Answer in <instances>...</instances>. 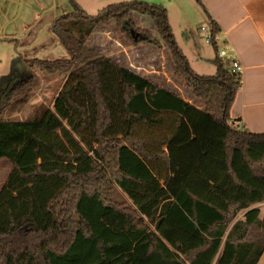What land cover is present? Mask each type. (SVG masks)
<instances>
[{
    "label": "trees",
    "instance_id": "obj_1",
    "mask_svg": "<svg viewBox=\"0 0 264 264\" xmlns=\"http://www.w3.org/2000/svg\"><path fill=\"white\" fill-rule=\"evenodd\" d=\"M70 1L74 12L52 25L70 58L33 60L68 71L52 108L0 119V157L11 165L0 186V264H258L264 133L228 122L241 75L215 43V73H195L160 5L121 1L89 15ZM133 13L151 19L201 108L86 45L109 20L133 27ZM138 40L160 45L148 32ZM32 79L21 62L1 77L0 114ZM110 180L131 207L110 201Z\"/></svg>",
    "mask_w": 264,
    "mask_h": 264
},
{
    "label": "rangeland",
    "instance_id": "obj_2",
    "mask_svg": "<svg viewBox=\"0 0 264 264\" xmlns=\"http://www.w3.org/2000/svg\"><path fill=\"white\" fill-rule=\"evenodd\" d=\"M89 15L97 14L111 3L121 1H143L160 5L165 9L167 24L173 40L186 57L188 65L197 74L212 75L216 71L214 45L205 41L200 26L205 25L203 12L192 0H73ZM74 6L70 0H0V79L12 72L14 64L28 65L33 79L17 89L0 114L4 120H28L39 117L46 108H52L53 99L61 88L68 71H46L33 60L66 61L70 54L52 29L53 22L63 14H72ZM133 27L117 25L114 20L96 26L86 35V45L95 48L120 65L131 61L134 72L141 76L155 75L158 82L179 88L184 97L196 102L195 96L183 78L173 74L174 63L167 45L158 35L151 19L141 13L132 16ZM148 32L155 45L144 38ZM140 37V38H139ZM135 42V43H134ZM142 43L137 54L131 50ZM222 44L218 48H222ZM130 57V58H128ZM136 57V58H135ZM163 70H151L153 66ZM129 68V67H128ZM167 78L170 81L167 83ZM11 169L9 161L0 157V186ZM111 202L131 207L127 195L112 181L108 183ZM264 216V205L259 207ZM258 264H264V253Z\"/></svg>",
    "mask_w": 264,
    "mask_h": 264
},
{
    "label": "crops",
    "instance_id": "obj_3",
    "mask_svg": "<svg viewBox=\"0 0 264 264\" xmlns=\"http://www.w3.org/2000/svg\"><path fill=\"white\" fill-rule=\"evenodd\" d=\"M203 12L206 21L212 18L228 51L242 65L241 86L236 91L228 110V118L234 124L241 123L249 132L264 133V0H192ZM134 14V13H133ZM135 43V42H134ZM142 43L133 50L139 53ZM130 58V57H128ZM136 58V57H135ZM123 66L136 67L129 61ZM151 70H163L157 64ZM143 77L165 88L175 90L182 98L201 108V105L184 97L179 88H173L154 79L155 75ZM167 83L170 78H167ZM264 202L254 205L260 207Z\"/></svg>",
    "mask_w": 264,
    "mask_h": 264
},
{
    "label": "built area",
    "instance_id": "obj_4",
    "mask_svg": "<svg viewBox=\"0 0 264 264\" xmlns=\"http://www.w3.org/2000/svg\"><path fill=\"white\" fill-rule=\"evenodd\" d=\"M211 22L210 20H207L205 25L200 26L201 31L204 32V38L205 41L208 43H215L218 46L222 44V42H224L219 33H213L212 29H211ZM218 56L219 57H226L228 60V66H227V70L229 73L235 74V75H241V71H242V65L240 63V61L238 60V58L231 53L230 51H228L226 49V47H222V48H218ZM229 124H234L233 121L229 120L228 121ZM238 126L242 127V124L239 123L237 124Z\"/></svg>",
    "mask_w": 264,
    "mask_h": 264
}]
</instances>
